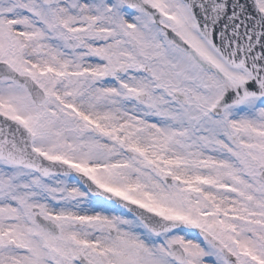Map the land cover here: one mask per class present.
Listing matches in <instances>:
<instances>
[{
    "label": "snow or ice",
    "instance_id": "6c2138e0",
    "mask_svg": "<svg viewBox=\"0 0 264 264\" xmlns=\"http://www.w3.org/2000/svg\"><path fill=\"white\" fill-rule=\"evenodd\" d=\"M0 264H264V0H0Z\"/></svg>",
    "mask_w": 264,
    "mask_h": 264
}]
</instances>
